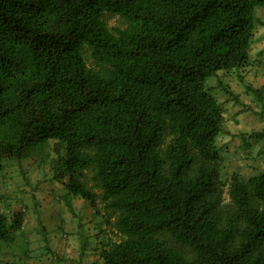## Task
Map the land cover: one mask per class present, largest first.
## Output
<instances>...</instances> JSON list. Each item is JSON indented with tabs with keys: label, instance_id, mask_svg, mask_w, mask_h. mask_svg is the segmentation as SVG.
Returning <instances> with one entry per match:
<instances>
[{
	"label": "trees",
	"instance_id": "1",
	"mask_svg": "<svg viewBox=\"0 0 264 264\" xmlns=\"http://www.w3.org/2000/svg\"><path fill=\"white\" fill-rule=\"evenodd\" d=\"M258 8L264 0H0V169L50 140L64 147L65 206L87 202L120 237L91 264H264V172L230 178L224 229L205 200L214 171L188 176L192 151L220 160L222 106L205 83L242 78ZM24 216L0 212V254Z\"/></svg>",
	"mask_w": 264,
	"mask_h": 264
},
{
	"label": "rangeland",
	"instance_id": "2",
	"mask_svg": "<svg viewBox=\"0 0 264 264\" xmlns=\"http://www.w3.org/2000/svg\"><path fill=\"white\" fill-rule=\"evenodd\" d=\"M255 17L257 21L252 34L251 50L256 48V44L258 42L257 38L259 36L262 37V32L264 39V8L256 9ZM105 19L108 23V26L111 28H126V24L121 20L107 16ZM83 57L88 67H92L91 60L86 50L83 51ZM232 78L233 80L235 79L234 77ZM226 80V77H221L218 79L214 77L207 80L205 83L207 91L216 99L218 104L222 106V122H224L226 118V111L228 109V103L227 105L225 103L227 97L223 92L224 86L222 85ZM223 134L224 130L222 129L221 133L218 135V137H221L219 139V146L223 143ZM169 139V137H166L163 145H165ZM192 152L194 164L188 171L189 177H194L199 167H205L214 171V173H212L213 176L210 182L211 193L206 197L205 200L206 202L213 203L218 216V227L220 229H224L226 227L227 217L235 212V209L228 196V188L231 176L225 174L221 170L222 162L221 164L219 162L205 163L199 158L195 150ZM64 154V147L56 141L50 140L42 148L34 150L30 154L29 158L23 162L19 164L6 162L2 169H0V212L6 214L9 207H16L19 210L23 209L25 215L22 224V227L25 230V235L20 234L18 231L9 241L4 242L3 246L7 253L11 251L13 253L16 251L21 252L23 254V257H21L24 262L26 260L32 261V259H35L36 261L37 259H41L46 255L50 256L52 261H54L56 264H78L81 262L71 259L73 256L72 252L75 251L73 248H71L73 245L72 243H69V247L67 249L68 255H66L67 257H64L63 251L59 250L61 247L58 249L57 246H53L50 249L46 238V234H48L46 228L48 227V219H52V217L48 215V209H46V218H40L39 215L40 211L42 210L41 203L46 201V196L48 194H53L54 196L53 205H60L62 200H64L63 182L66 181V178L61 180L57 177L61 172V169L59 166H57V164H60ZM26 161L27 163H25ZM36 194H38L39 197L38 195L36 196ZM78 200L81 202L80 199ZM75 217L77 219L81 218L80 215H76ZM90 218L93 224L88 221L87 223L85 222L82 224L83 227H88L89 230L92 228V230L95 231V234L97 232L96 227H98L101 233H98V237L93 241L87 240V242H84V244L85 247H89L93 242L95 243V250L91 249L92 253H90V260H96L99 253L97 251L101 249L102 246L117 242L120 237L114 231L102 224V211H100L99 215H95L92 211ZM82 234H86L85 230H83V233H78L77 235L78 237H81ZM59 235L63 236L61 240H72L70 233L59 232ZM82 237H88L89 239L91 238L89 234H86ZM22 238L27 240L26 244L22 242ZM163 239L168 245L176 247L186 259L192 258L193 254L187 247L175 244L169 236L164 235ZM78 240L81 247V244L83 243L82 238H78ZM237 242V237H234L232 241L233 246H236ZM259 253L264 256V240L259 246ZM35 261L28 263L25 262V264H33V262L36 263ZM98 261L99 259L95 263H98ZM10 263L12 262H9V264Z\"/></svg>",
	"mask_w": 264,
	"mask_h": 264
},
{
	"label": "crops",
	"instance_id": "3",
	"mask_svg": "<svg viewBox=\"0 0 264 264\" xmlns=\"http://www.w3.org/2000/svg\"><path fill=\"white\" fill-rule=\"evenodd\" d=\"M262 37L257 38L256 48L248 50V62L245 67L238 70L242 78H236L235 73L232 71L229 75L219 72L215 78H224L226 81L227 89L234 95L233 102L228 103V109L226 118L222 123V129L224 130L223 143L219 146V139L216 138V147L219 149L221 170L230 175L231 177L237 176L243 179L255 175L259 172H264V39L263 32ZM252 42V41H251ZM238 74V73H236ZM234 77L235 79L233 80ZM254 133V134H251ZM221 148V149H220ZM27 163V161L25 162ZM65 190H63V194ZM38 194H36L37 196ZM39 197V195H38ZM53 194L46 196V201L42 202L41 211L39 213L40 218H46V209L49 211V216L52 219H48V227L46 231V238L50 249L53 246H57L60 251H63L64 257L68 255L69 243L73 245L75 251L72 252L71 259L77 262L81 261V264H91L95 260H90L91 249L95 250V243L91 246L85 247L84 251L80 250V244L78 233H90V239L94 240L95 231L92 228L83 227L82 224L88 221L91 222L92 209L90 205L79 198L71 197L70 203L72 209L69 210L62 200L60 205H53ZM94 212V211H93ZM80 215L81 218L77 219L75 216ZM88 218V220H87ZM92 223V222H91ZM93 224V223H92ZM90 226V225H89ZM60 233H70L72 240H61L63 236ZM20 234L25 235L23 227L19 231ZM19 234V235H20ZM18 235V234H17ZM60 236V237H59ZM59 237V238H58ZM22 242L26 244V239L22 238ZM4 243L1 247L0 264H25L35 261H23V254L21 252L12 251L7 253L4 248ZM54 250V249H52ZM100 249L97 251L99 252ZM22 256V257H21ZM47 257V258H46ZM44 259V260H43ZM33 264H56L52 261L50 256H44L41 259H37ZM77 264V263H69Z\"/></svg>",
	"mask_w": 264,
	"mask_h": 264
}]
</instances>
